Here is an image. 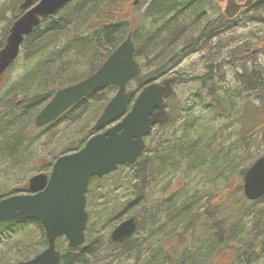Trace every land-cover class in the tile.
Returning <instances> with one entry per match:
<instances>
[{"label": "rangeland", "instance_id": "1", "mask_svg": "<svg viewBox=\"0 0 264 264\" xmlns=\"http://www.w3.org/2000/svg\"><path fill=\"white\" fill-rule=\"evenodd\" d=\"M134 1L121 0L117 11L131 19L133 25H138L141 30L143 28V34L153 29L150 36L159 37L160 33L171 28L169 31L172 32V36H167L164 40V45L167 46L157 49V52L163 51L162 53L166 55L173 53L172 50L175 52L183 50L176 65L160 78L162 80L174 77L172 95L165 100L169 122L163 127L152 130L147 149L159 148L158 145L161 142L152 139L158 137L157 131L161 133L160 138L176 130L173 136L183 137L187 141L183 145H188L187 147L194 141L196 150L191 154L192 159L187 158L183 161L179 159L176 165L172 167L168 165L161 175H154L153 177H159V180L148 188V199L145 205L147 207L152 205L153 212L156 211L157 214L156 204H153V201L162 202V207L168 210V217L165 218L169 220L164 228H155L153 231L146 228L134 236L148 237L153 232L154 237L150 243H153L151 247L154 255L144 252L130 254L128 253L130 243L115 245L108 243L111 230L129 213L120 215L117 212L109 216L110 222L104 227L100 226L106 221L98 222L99 215L105 218L111 210H117V206L122 205L120 202L126 195V190H123L122 186L115 189L114 181L122 177L118 180L122 184L123 177L134 175V169L120 167L102 179L99 187H96V183L91 184L92 205L87 206L89 220L85 235L88 233L91 237L94 235L97 238L98 250L86 264H146L147 259L154 263L160 256L169 259L167 264H178L180 258H187L190 264H243L244 249L247 254L260 255L259 245L264 239V227L260 229L264 226V197L257 202L245 198L242 189L243 177L240 172L249 162L252 160L254 162L264 154V142L262 134L259 133L245 138L238 137L236 117L241 109V99H236L235 103V98L232 99L231 95L248 71L252 68L264 69V0H253L247 7H243L231 18V21L225 23L224 31H221L214 39L200 36V30L209 20L219 17L224 19L223 10L226 0H199L202 7L201 16L185 14V12L173 13L165 19L147 20L144 27L142 13L146 4L134 5ZM188 1L196 2L197 0L185 2ZM236 1L245 2V0ZM16 2L0 0V42L9 32ZM184 7L186 5H183L182 9ZM226 20L227 18L223 21ZM145 39L143 38L142 43ZM190 45H192L191 48ZM242 46H245V49L248 48L246 52L241 57L239 54L234 57L231 50ZM141 50L145 51V47H141ZM144 60L142 57L137 59L144 66L145 63H149L146 66L148 71L153 66L151 64L153 57ZM34 64V61L26 60L20 52L6 73L8 82L4 93L24 74L26 69ZM212 70L216 74L213 75ZM190 77L195 78L184 79ZM203 79L205 84L200 87V81ZM127 89L132 88L127 87ZM105 90L97 91L99 94L82 100L63 119L46 127H35L34 118L47 101L39 107L35 106L39 109L30 113V116L23 117L18 125H15L16 122L12 123V117L19 116L27 102L11 109L12 114L8 116L11 121L7 117L0 122L3 123L0 127L6 126V129H3L5 131L0 130V144H4L5 137L11 139L9 144L13 145L31 143L32 150L27 156L31 158L29 160L24 158V162L20 159L18 161L17 156L0 159V192L25 182L33 173L37 159L51 160L53 157L76 150L77 146H80L77 144L78 139L95 134L96 132L88 133L96 118L99 117L95 115L102 111L105 102L115 93L101 94L105 93ZM210 91L221 94L220 96L217 94L216 97L221 99L222 107L210 99ZM96 96L98 99H95ZM251 98L258 102L257 98L253 96ZM19 99H23L22 96L18 95L17 100ZM102 99L103 101L91 107L94 100ZM231 99L236 106L232 109L229 106ZM32 104L30 103L29 106ZM12 124H14L13 127ZM9 144L7 146H10ZM17 162L23 164L16 165ZM168 188V191L172 190L177 194L173 197V201L164 202L163 196ZM100 191H108L107 198L98 199ZM104 200L108 202L106 208L109 211L104 210L101 204ZM141 211L142 208L138 206L132 213L139 214L141 217ZM157 218L162 219L161 214H158ZM257 231H263V234H259L258 237ZM232 233L237 235L235 240H227V235ZM42 237L43 230L35 221L12 223L7 228L6 225L1 227L0 264L20 260L27 252L40 251L42 247L38 245V242L42 240ZM251 240H254V243ZM244 242H247V245L242 248L241 245ZM86 244L85 236L84 246ZM238 248L239 254H237ZM131 251L133 249H130ZM258 255L254 264H261L264 260Z\"/></svg>", "mask_w": 264, "mask_h": 264}, {"label": "trees", "instance_id": "2", "mask_svg": "<svg viewBox=\"0 0 264 264\" xmlns=\"http://www.w3.org/2000/svg\"><path fill=\"white\" fill-rule=\"evenodd\" d=\"M13 1L17 2L16 6L13 8L11 23L20 15L21 11L19 9V5L23 0ZM185 1L186 0H139L140 4H146V8L142 13L143 27L147 20L165 19L166 16L173 13L185 12V14L201 16L202 7L200 6L201 4L199 3V0L196 2ZM120 3L121 0H70L62 5L55 13L43 19L41 23L25 37L21 45V53L26 60H32L35 64L26 69L24 74L10 86L12 93L22 96L23 99H20L21 102H27L23 112L18 114L19 116H15V118L12 117V123L16 122L15 125H18L23 117L26 118L27 116H30V113L37 111L39 108L36 109V107H39L45 101H48L57 89L73 84L91 75L108 57V55L127 37L128 34H131V39L135 46L136 60L139 57H142L143 60L148 57H153V62L151 63L153 66L150 67L148 71L146 66L149 63H145L146 65L144 66L139 62V73L127 84L128 88H132L131 90L133 92L140 90L146 83L166 75L167 72L176 65L177 60L183 54V50L175 52L171 48L169 50H172L173 53H168L166 55L162 53L163 51L157 52V49L167 46L164 45V40L167 39V36H172V32L169 31L171 28L163 31L162 34L158 33L159 37L155 35L150 36L153 29L149 32H144L143 34V28L141 30L138 25H133L131 19L125 17L123 14H120L119 10L117 11V7ZM183 5H186V7L182 9ZM220 20L221 18L219 17L218 19L206 22L200 30V36L206 37L211 30H216L217 25L221 23ZM156 37L157 40H155ZM143 38L146 39L142 43ZM191 46L192 45L189 47L191 48ZM141 47H145V51L142 52ZM238 48L239 49L231 50L234 57L236 54H239L241 57L245 52V46ZM212 73L213 75L216 74L214 70H212ZM208 77H211V75H208ZM193 78L195 77L184 79L193 80ZM203 80L200 81V87L205 84V80ZM243 87H246V89H243ZM103 89H106L105 93H101L104 95L111 92L114 93L116 91V87L114 85L104 86L97 91ZM97 91L92 92L84 99L99 94ZM217 94L219 96L221 95L210 91V99L213 102H216L219 107H222L223 105L221 103V99L216 97ZM251 96L257 98L258 102L253 101ZM231 98H235V103L236 99H241V109L238 111L239 114L236 117L238 122V129L236 130L238 137L245 138L246 136H250L254 133H259L262 134L264 142V69L252 68L248 71L245 78H242V80H240V84L234 88ZM95 99H98L97 96ZM232 99L231 104H229L231 109L235 106ZM101 101H103V99L100 101L94 100L91 107ZM80 102L74 104L70 109L63 113L58 120L63 119L65 115L73 110ZM30 103L33 104L29 106ZM33 107H35L34 111L31 112ZM100 113H97L95 117H98ZM220 113H222L221 110ZM8 120L11 121L10 117H8ZM168 122L169 119L165 124L157 125L155 128L163 127ZM13 125L14 124H12V127ZM3 129H6V126H3V128L0 127L1 132ZM180 130L181 129H179V131ZM179 131L177 130V132ZM175 132L176 130L174 133H170V135H162V137L159 138L161 133L160 131H157L158 137L152 139L154 141L161 142V144L158 145L159 148L155 147L151 149L153 154H148L147 156L142 155L133 165L129 166L134 169V175L131 176L128 174L130 177H123L121 181L123 185L118 182V180L122 177H119V179L114 181L115 189L122 186L124 188L123 190H126V195H124V198L121 199L120 203L122 205L117 206V210H111L105 218L99 215L100 220L98 219V222H102V220L106 221L100 227H104L109 224V216L117 212L121 215L125 212L128 213L134 210V207H132L133 205H130L129 203L138 199L140 195V186L138 185L136 187L134 196L130 195L132 193L127 191L129 187L135 186L133 184L134 177H138L139 182L142 184L141 187H144L141 180L144 181L145 178L142 177H148L146 178L147 180H159V177L153 176L161 175L165 172L168 165L170 167L176 165V161L178 162L179 159L181 161L187 160V158L192 159L191 154L196 150L194 141L190 143L189 147H187L188 145H183L187 142L183 137L180 135L173 136ZM88 133H92L91 128ZM5 138L6 139H4L5 142H3V145L6 146L11 142V139L8 137ZM86 138L88 137L85 136L78 139L77 144H80L81 146ZM80 146H77V149ZM3 154L6 155L5 152ZM15 155L17 156L18 161H20L24 156L23 153L19 151ZM252 162L253 160L249 162L247 167H249ZM246 168L240 172L242 177ZM92 182L94 183L95 181L93 180ZM100 182H102V180H100L99 183ZM98 194V199L107 198L108 191H100ZM91 198L92 193H88V203H92ZM261 199L254 200V202ZM112 202L115 203L114 201ZM101 204L103 205L104 210L109 211L106 208V204H108L106 200L102 201ZM164 208L165 207H162V204L156 207L158 213L156 214V211L154 212V219L157 224L159 223V226L157 227V224L153 225L151 228L147 226V228H150V231H153L155 228H164L167 225L166 223L169 219L165 217H168V210H165ZM158 214H161L162 219L158 220ZM153 216L154 214H152V217ZM115 218L113 220H115ZM143 221L144 220L142 219L140 220L136 233L140 232L142 227H144ZM37 225L41 230H43V227L39 222H37ZM263 227L264 226H262V228L260 227V229H263ZM259 234H263V231H257L256 236L259 237ZM26 236L30 237L29 235ZM85 236L87 237L86 246L83 245L76 248H69L67 246L66 239L63 237L56 239V248L61 253L60 264H86L88 259L96 254L98 250L97 238L94 235L91 237L88 233ZM236 236L237 235L234 233H232V235L229 234L227 235V240L233 241ZM153 237L154 234L152 232L151 236L149 235L146 237L141 235L140 238H138V236H134L121 243H130L128 247V253L130 254L133 252H144L146 254L150 253L151 255H154V250L151 247L153 246V243H150L152 242ZM251 242L254 243V240H251ZM108 243L110 245L118 244L112 242L109 238ZM145 243H147V245H145ZM38 245H41L40 247H42V249L47 245L44 230L42 240L38 242ZM246 245L247 242H244L241 247L245 248ZM130 249H133V251L130 252ZM237 250V254H239V248ZM37 251H34L35 253L27 252V254H24L21 259H27L30 255L34 256L37 254ZM243 252V255H245L243 264H254L258 253L257 255L254 253H251L250 255L249 253H246L245 249ZM258 252H260V255L258 256H261V258L264 259V254H262L264 253V239L259 245ZM158 256L159 255H157V257ZM168 262L169 259L165 256H160V258L156 259L154 263L150 262L149 259L146 260V264H167ZM178 264L190 263H188L187 258H180ZM261 264H264V260Z\"/></svg>", "mask_w": 264, "mask_h": 264}, {"label": "water", "instance_id": "3", "mask_svg": "<svg viewBox=\"0 0 264 264\" xmlns=\"http://www.w3.org/2000/svg\"><path fill=\"white\" fill-rule=\"evenodd\" d=\"M68 1L23 0L20 3L22 13L11 24L5 44L0 49V78L17 58L24 38L41 20ZM251 2L246 0L239 4L236 0H226L224 14L232 18L242 6ZM137 3L134 1V5ZM139 70L129 34L90 76L57 89L36 115L35 125L44 126L99 88L107 84L117 87L92 126L96 133L80 149L58 157L48 178L45 173L31 176L26 186L32 194L11 195L0 200V222L38 220L47 240V247L35 256L10 264H59L61 254L55 246L58 237H64L69 248L82 245L88 218L85 206L89 179L107 175L121 164H133L142 155L144 138L152 127L167 121L164 99L172 93V77L162 83L145 85L127 111L133 98V92L127 91V83ZM117 120L120 121L104 129ZM243 193L251 201L264 196V154L245 170ZM139 222V216L124 219L113 228L109 238L113 242L130 238Z\"/></svg>", "mask_w": 264, "mask_h": 264}, {"label": "flooded vegetation", "instance_id": "4", "mask_svg": "<svg viewBox=\"0 0 264 264\" xmlns=\"http://www.w3.org/2000/svg\"><path fill=\"white\" fill-rule=\"evenodd\" d=\"M241 11V10H240ZM224 19H221V23L217 25V29L216 30H211L209 32V34L206 36L208 37L207 39H214L217 37V35H219V33L221 31H224V28H225V23L227 22L226 21H223ZM231 21V20H228V22ZM5 42V38L4 40L1 41V44H0V48L3 46ZM248 48L245 49V52ZM254 52V50H253ZM252 52V53H253ZM9 70H6L5 73L3 74V77H2V81L0 82V122H2V119L3 118H7L10 114H12L11 112V109H15L17 105H20L22 104L23 102L19 100H17V94H14L12 93V89L11 87L8 88V91L4 93V89L6 88V84L8 82V78H6V73L8 72ZM166 109H167V105H166ZM0 124H3V123H0ZM160 125V124H159ZM157 126V125H156ZM151 133H152V130L151 132L145 137V149L143 151V156L146 155V153L148 154H153L152 150L151 149H147V142H148V139L149 137L151 136ZM28 143V142H27ZM10 146H5V145H1L0 144V159H4L5 157H9V156H16L15 154L19 152L23 153V158H21V161L24 160V158L26 160H29L31 158L30 157H27L29 156L30 154V151L32 150L31 148V143L29 144H9ZM155 145H156V142H155ZM148 150V152H147ZM10 151H11V154H10ZM6 153V155H4L3 153ZM147 154V155H148ZM146 155V156H147ZM24 162V161H23ZM22 162H17V164H20ZM23 164V163H22ZM35 168H34V171L33 173H31L28 177H31L32 175L36 174V173H46L47 174V177H49V170H50V160L49 159H45V158H39L36 160L35 162ZM122 167H129L128 165H123ZM105 177H92L90 180H89V184H88V192H87V196H88V193H92L93 194V189H92V185H91V182L94 180L96 183V187H99L100 184H99V181L104 179ZM141 178V177H139ZM142 178H145L144 181L141 180V182L143 183V186L144 187H141V183L139 182L138 180V177H134V180H133V184L135 186H131L129 187V189L127 191H129L130 193H132L131 195L134 196L135 195V188L139 185L140 187V195L138 197V199L136 201H132V203H129L130 205H133L132 207L136 208V207H141L142 208V211H141V219L144 220L143 221V225H145V227H142V230H146L147 226H149L150 228L153 226V225H156V221L154 219L155 217V213L153 212L154 211V207L151 205V207H147L145 204L147 202V199H148V188L153 185V183L156 181V179H153V180H147L146 178L148 177H142ZM27 181L23 182V183H19L17 185H14L12 186L9 190L5 191V192H0V200L1 199H4V198H7L8 196H11V195H17V194H21V195H27L29 193H31L27 186L25 185ZM93 184V182H92ZM91 187V189H90ZM139 190V189H138ZM169 188L167 189V191L165 192L164 196H163V200L164 202H169V201H173V197L177 194L176 192H173L172 190L168 191ZM172 191V192H171ZM147 192V194H146ZM178 192V191H177ZM159 193H161V190H159ZM156 204V207L159 206L160 204H162V202H157V201H153V204ZM87 205H91V203H88V199H87ZM130 212H133L130 211ZM152 214H154V216L152 217ZM21 220H10V221H7V222H1L0 225H10L12 224V222H20Z\"/></svg>", "mask_w": 264, "mask_h": 264}, {"label": "bare ground", "instance_id": "5", "mask_svg": "<svg viewBox=\"0 0 264 264\" xmlns=\"http://www.w3.org/2000/svg\"><path fill=\"white\" fill-rule=\"evenodd\" d=\"M122 198H124V197H122ZM129 213V215L127 216V218H130V217H132V216H139L140 217V215L139 214H134V213H132V212H128Z\"/></svg>", "mask_w": 264, "mask_h": 264}]
</instances>
